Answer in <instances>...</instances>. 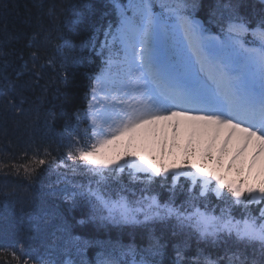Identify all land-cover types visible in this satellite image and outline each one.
Instances as JSON below:
<instances>
[{
  "label": "snow or ice",
  "instance_id": "6c2138e0",
  "mask_svg": "<svg viewBox=\"0 0 264 264\" xmlns=\"http://www.w3.org/2000/svg\"><path fill=\"white\" fill-rule=\"evenodd\" d=\"M109 4L116 19L79 45L61 30L79 23V6L47 5L48 26L38 17L28 43L59 41L43 62L37 50L26 57L0 44V102L21 116L31 111L26 93L40 87L45 65L62 81L70 54L75 62L93 52L101 58L86 107L52 143L33 145L27 163L3 174L31 182L38 169L51 170L71 207L87 204L88 219L143 230V243H100L95 264H264V7L253 16L240 0H217L205 21L201 0ZM48 90L45 84L41 96ZM81 172L91 175L88 184L68 179ZM157 180L166 198L153 188ZM57 231L64 234L60 251L78 259L33 255L22 239L13 259L91 264L85 252L94 241L72 236L62 218Z\"/></svg>",
  "mask_w": 264,
  "mask_h": 264
},
{
  "label": "trees",
  "instance_id": "16d2710c",
  "mask_svg": "<svg viewBox=\"0 0 264 264\" xmlns=\"http://www.w3.org/2000/svg\"><path fill=\"white\" fill-rule=\"evenodd\" d=\"M53 2L79 6L77 10L82 13L79 23L61 24L65 36L76 45L90 41L96 28L106 26L115 17L109 0H0V44L9 50L22 49L26 57L30 51L37 50L42 62L53 55L52 43L59 41L49 43L41 37L31 48L28 47L29 38L37 27V18L42 17L44 26H48L46 6ZM240 2L244 5L242 12L253 16L264 7L260 0ZM39 3L45 7H37ZM201 3L203 8L198 16L206 21L209 10L217 0H201ZM85 4L89 7H83ZM71 12L69 7L65 16H70ZM5 25L7 33L3 30ZM9 33L16 38L10 39ZM86 55L89 58L82 62H75L72 54L63 61L66 71L62 81H55L56 73L51 66L45 65L43 79L39 80L40 87L26 93L30 102L24 107L31 111L24 116L19 115L15 109L6 110L3 102H0V164L8 165V169H0V264H17L11 253L18 250V239L23 240L33 255L51 251L54 259H78L74 253L64 255L58 248L60 237L64 235L57 231L61 218L69 226L72 236L95 242L85 252V258L91 264H95L102 242L119 240L127 243L133 238L137 243L144 242L143 230L139 226L134 229L128 225L102 224L88 219V206L83 201L77 207H71L63 196L65 185L57 182V177L51 170L38 169V175L31 182L22 174L15 175L11 171L7 176L3 174L11 169L13 163H27L31 158L33 145L52 143L53 138L62 130L64 122L70 117L74 120L77 109H84L89 77L97 71L100 64L98 57L92 53ZM59 66L56 65L57 68ZM49 78H53L54 82L49 83ZM24 79L27 81L31 77L26 73ZM45 84H48L49 90L41 96V88ZM49 113H53L54 118H50ZM26 151L27 156L23 155ZM68 179L86 185L92 177L81 172L69 174ZM124 181L127 182L126 175ZM153 188L162 199L169 194L168 188L161 187L159 180ZM180 199H183V194L179 195L177 202ZM211 200L213 204L217 203L214 196ZM81 220L84 222L80 223Z\"/></svg>",
  "mask_w": 264,
  "mask_h": 264
},
{
  "label": "rangeland",
  "instance_id": "374dc122",
  "mask_svg": "<svg viewBox=\"0 0 264 264\" xmlns=\"http://www.w3.org/2000/svg\"><path fill=\"white\" fill-rule=\"evenodd\" d=\"M102 39H103V38H102ZM102 39H101V40H102ZM86 105H87V104H86Z\"/></svg>",
  "mask_w": 264,
  "mask_h": 264
}]
</instances>
